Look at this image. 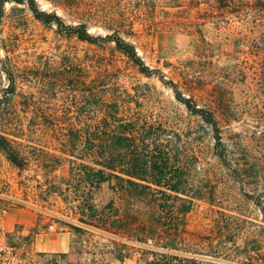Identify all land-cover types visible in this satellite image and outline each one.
Instances as JSON below:
<instances>
[{"label": "rangeland", "instance_id": "obj_1", "mask_svg": "<svg viewBox=\"0 0 264 264\" xmlns=\"http://www.w3.org/2000/svg\"><path fill=\"white\" fill-rule=\"evenodd\" d=\"M36 1L66 25L85 24L93 36L118 32L134 45L145 65L163 74L164 81H173L200 106L211 107L232 160L245 169L244 179L251 182L245 188L264 197V0H236L237 12L218 9L216 0ZM6 55L20 70H28L24 76L30 82L19 79L24 95L17 99H23V106L18 104L14 115L24 129L23 144L48 146L60 157L57 136L39 115L54 113L62 121L76 122L81 104L88 103L85 85L96 83L105 85L109 97L129 100L132 111L175 129L194 150L199 162L191 179L208 185L211 192L193 199L185 216L187 231L178 237L186 250H193L190 245L198 253L189 255L182 246L170 253L194 256L197 264H213L219 259L201 255L208 253L201 247L245 241L244 234L237 231L233 236L235 232L218 226L220 212L261 223L258 209L214 155L207 125L175 98L169 84L155 74L141 73L113 42L100 38L92 43L60 33L36 19L26 6L11 2L4 5L0 19V57ZM78 79L85 83H77ZM28 102L35 107L28 108ZM59 162L45 173L30 159L26 169L19 170L0 151V199L10 202L5 207L0 202V247L5 233L18 230L33 236V251L66 252L72 262L88 263L90 252L100 249L104 253L96 251V256L107 257L110 264H146L151 256L143 243L93 227L81 235L52 221L54 215L71 217L58 197L42 194L49 181L61 183L69 177L67 162ZM116 199L113 181L92 192L98 209ZM138 207L146 209L142 203ZM113 241L128 247L121 261L106 253L113 249Z\"/></svg>", "mask_w": 264, "mask_h": 264}, {"label": "trees", "instance_id": "obj_2", "mask_svg": "<svg viewBox=\"0 0 264 264\" xmlns=\"http://www.w3.org/2000/svg\"><path fill=\"white\" fill-rule=\"evenodd\" d=\"M11 2L26 6L36 19L54 25L60 33L92 43L100 38L113 42L141 73L155 74L164 84H169L175 98L207 125L214 140V155L241 185L245 198L262 216L261 223H256L252 218L220 212L223 218L222 225L216 222L218 226L227 228L231 234L235 232L233 236L237 231L244 234V244L237 245L230 240L231 246L201 247L208 252L201 255L219 259L213 264H264V197L245 188L251 182L244 179L245 169L232 160L214 110L195 103L191 96H185L173 81H164L163 74L145 65L134 45L118 32L113 31L104 37L93 36L85 24L66 25L55 12L42 10L36 0H0V19L4 5ZM216 4L218 9L230 12H237L240 5L236 0H216ZM27 72L20 70L7 55L0 57V151L19 170L26 169L30 159L37 161V167L45 173L59 164V160L67 162L69 177L66 181H49L42 194L58 197L67 216L71 217L67 220L54 215L52 221L62 230L81 235L93 227L143 243L149 246L143 249L144 252L151 256L146 264H197L194 256L169 252L182 246L178 236L187 231L185 216L192 208L193 199L211 192L208 185L197 184L191 179L197 170L198 156L188 143L182 141L181 135L173 128L132 111L126 98L109 97L105 85L89 83L85 85L89 86L88 103L86 106L81 104L76 122L62 121V117L54 113L39 115L48 121L50 130L57 136L58 146L55 148L60 157L49 151L48 146L23 144L24 129L14 115L17 105H22L23 101L17 97L24 95L19 79L30 82L29 77L24 76ZM81 82L85 83L77 80V83ZM33 103L28 102L27 107L34 108ZM106 181H113L117 199L98 209L92 203V192ZM0 202L4 207L10 204L6 199H0ZM141 203L146 207L144 211L138 207ZM112 243L113 249L106 253L121 261L126 257L128 247L121 242ZM32 245L30 233L22 234L18 230L5 233V244L0 247V264H110L107 257L96 256V251L104 253L100 249L90 252L92 258L88 263H79L70 261L66 252H37L33 251ZM188 246L193 250L182 246L185 253H198L194 246Z\"/></svg>", "mask_w": 264, "mask_h": 264}]
</instances>
